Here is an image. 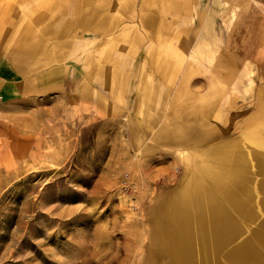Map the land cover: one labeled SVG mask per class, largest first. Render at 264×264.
<instances>
[{
	"label": "rangeland",
	"instance_id": "374dc122",
	"mask_svg": "<svg viewBox=\"0 0 264 264\" xmlns=\"http://www.w3.org/2000/svg\"><path fill=\"white\" fill-rule=\"evenodd\" d=\"M219 1L79 0V46L109 40L111 72H146L156 85L119 121L95 119L77 136L63 129L31 159L0 160V264H145L150 253L147 264H173L158 253V205L200 162L194 152L264 122V0ZM33 2L0 9L22 23ZM211 14L230 61L194 51ZM86 18L94 33L81 30Z\"/></svg>",
	"mask_w": 264,
	"mask_h": 264
},
{
	"label": "crops",
	"instance_id": "0c3cea01",
	"mask_svg": "<svg viewBox=\"0 0 264 264\" xmlns=\"http://www.w3.org/2000/svg\"><path fill=\"white\" fill-rule=\"evenodd\" d=\"M33 1L36 7L29 3L27 12L19 11L22 23L11 17L13 9H0V160L31 159L63 129L77 136L79 126L88 127L95 119L119 121L125 112L137 111L134 105L147 106L156 85L146 72H111L109 49L115 47L109 40L105 47L94 39L79 46V0ZM81 9L87 17L96 15L91 5ZM33 11L37 32L30 27L34 20L25 19ZM92 21L86 18L81 30L94 33ZM32 31V37L26 36Z\"/></svg>",
	"mask_w": 264,
	"mask_h": 264
},
{
	"label": "bare ground",
	"instance_id": "6f19581e",
	"mask_svg": "<svg viewBox=\"0 0 264 264\" xmlns=\"http://www.w3.org/2000/svg\"><path fill=\"white\" fill-rule=\"evenodd\" d=\"M226 6L231 23L235 9ZM212 19L211 14L205 21L194 51L230 61ZM253 127L194 152L200 162L186 165L155 213L160 256L173 264H264V122Z\"/></svg>",
	"mask_w": 264,
	"mask_h": 264
}]
</instances>
